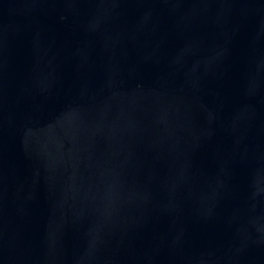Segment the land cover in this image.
<instances>
[{
	"label": "water",
	"instance_id": "95a60500",
	"mask_svg": "<svg viewBox=\"0 0 264 264\" xmlns=\"http://www.w3.org/2000/svg\"><path fill=\"white\" fill-rule=\"evenodd\" d=\"M0 264H264V0H0Z\"/></svg>",
	"mask_w": 264,
	"mask_h": 264
}]
</instances>
